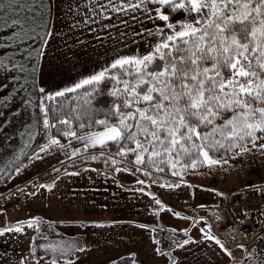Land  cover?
<instances>
[{
  "label": "snow or ice",
  "instance_id": "1",
  "mask_svg": "<svg viewBox=\"0 0 264 264\" xmlns=\"http://www.w3.org/2000/svg\"><path fill=\"white\" fill-rule=\"evenodd\" d=\"M250 153L264 156V0H0V238L27 242L19 253L0 251V264H82L97 243L89 231L116 220L81 217L71 200L55 218L11 217L5 205L43 200L89 170L150 197L145 213L185 221H128L152 234L163 264H264V181L210 189L221 200L209 210L232 229L231 245L198 214L204 204L185 215L152 190L185 186L194 199L206 186L189 175L226 171ZM40 164L55 177L38 176ZM61 226L85 231L68 236ZM193 247L201 255L186 261ZM106 264L143 261L128 250Z\"/></svg>",
  "mask_w": 264,
  "mask_h": 264
},
{
  "label": "rangeland",
  "instance_id": "2",
  "mask_svg": "<svg viewBox=\"0 0 264 264\" xmlns=\"http://www.w3.org/2000/svg\"><path fill=\"white\" fill-rule=\"evenodd\" d=\"M19 101L13 108L18 106ZM62 159V157H61ZM237 163L233 164L231 161L229 165H225L226 171L213 172L212 174H197L195 176L189 175L187 177L194 185H205L206 187L201 189L196 188V198L192 199L190 196V191L185 186H181L179 189H167L159 185H153L152 190L155 191L158 196L163 200H170L174 205L178 206V210L185 213V215L191 214L190 205L192 203L204 204L205 207L201 209L202 214L211 211L209 207L215 204L213 201L214 193L210 191L212 188H217L221 190L237 189L241 187L246 182H251L252 184H259L264 181V156H260L255 153H250L248 156L241 158H236ZM54 166L59 167L55 160L50 161ZM97 163V161H96ZM81 167L80 164L75 166ZM78 168V169H79ZM71 170V169H69ZM34 172L40 177H44L46 174L51 175L53 178L56 173L51 171V168L47 164H40L35 169ZM206 173L207 170L205 169ZM91 176L92 180L89 183L88 177ZM118 179L125 186H132V180L134 179L130 174L121 173L118 175ZM59 183V188H57L54 194L44 193L45 199L41 200L39 198L32 200L30 199L27 205H22L19 208L15 206V202L8 203L5 206L8 208L9 216L11 217H22L27 212L46 214L52 218L63 214V208L68 203V200L72 201V212L75 213L76 207L80 206L81 212L80 216L83 217L84 212H88L92 218L111 220L114 219L118 223H126L132 219L143 220L145 223H150L154 219L156 223L159 220L162 224H168V218H156L149 213H145L143 210V219L138 217L139 206L137 199V193L133 195L132 192L126 191L123 188L118 187V185L110 178L103 175H97L94 171L89 170L85 172L82 177H77L75 183L71 181H61ZM86 189L85 191H80L76 196L71 195V189ZM64 194V196L61 195ZM115 193V195H113ZM199 193H207L211 195L210 197H200ZM51 196L52 207H49L48 197ZM65 197H67L65 199ZM3 201H0L2 204ZM147 198L143 202V206L147 204ZM85 204H89V207H85ZM107 205V208L102 207V205ZM155 225V224H154ZM153 225V226H154ZM61 230L68 236H74L78 232L85 231L77 227H65L61 226ZM96 232V231H94ZM95 236V235H94ZM102 236V234H101ZM159 238L160 235L158 234ZM162 239H165L168 243L167 235L165 234ZM27 242L21 240L20 243H13L12 240L5 238H0V251L8 249L11 253L12 249L15 248L17 253ZM96 245H94L95 247ZM93 247V248H94ZM90 253V252H89ZM88 258V259H87ZM82 264H86V261H90L88 255H82L80 257ZM84 259H87L86 261ZM92 262V260H91ZM93 264V263H92Z\"/></svg>",
  "mask_w": 264,
  "mask_h": 264
},
{
  "label": "crops",
  "instance_id": "3",
  "mask_svg": "<svg viewBox=\"0 0 264 264\" xmlns=\"http://www.w3.org/2000/svg\"><path fill=\"white\" fill-rule=\"evenodd\" d=\"M89 35V39H91V34ZM95 46V45H93ZM89 54L91 53V49L86 50ZM95 58V57H94ZM79 59L81 60V64L79 68L85 67V56H80ZM90 67V64L88 65ZM79 70V69H77ZM127 187H130L127 185ZM239 188V187H238ZM125 190V189H124ZM234 190V189H233ZM237 195V194H236ZM200 197H210L211 195H208L207 193H199ZM197 196H195L196 198ZM147 198V201H149L151 198L148 197L146 194L144 195L143 199H140V193H137V201L139 202V206L136 208L139 209L138 217L140 219H143V202ZM235 198V197H234ZM234 198L232 200H234ZM220 197L216 196L214 193L213 201H215V204L219 202ZM165 203L169 204L170 206H173L176 210H178V206L174 205L170 200H163ZM196 203H192L194 206ZM203 209V208H202ZM192 211V208H190ZM179 211V210H178ZM149 213V212H148ZM151 213V212H150ZM198 214L200 216H205L207 219L213 224L214 230H218L224 240L227 241L229 245L232 244V232H221V221H218L215 219V217L212 215V213H203L201 212V209L198 210ZM221 214V213H220ZM192 215V212L191 214ZM156 218H168V224L167 226L175 227L177 225H183L185 221L182 218H177L171 215L170 212H167V210H164L159 216H156ZM141 223H145L143 220H139ZM158 223L162 224L159 220ZM188 223H191L190 221ZM155 226V225H154ZM96 231V232H94ZM102 234V236H101ZM95 235V236H94ZM151 233L146 229H141L140 227L136 225H132L131 223H124L121 222V224H114L110 226H106L103 229H91L89 231V236L91 239L96 241V246L88 253V257L90 261H86L87 259H84L86 264H106V261L109 258H114L117 254L124 255L127 253L128 250H133L138 253L139 259L143 261V264H163L160 257L156 256L152 248L154 246L151 237ZM157 237L159 238L158 234ZM250 237H246L243 234L237 235V240L241 243H246ZM167 242L165 239L161 240V244L164 245ZM202 252H207L209 249H203V246H201ZM193 254H195L197 257L201 255V252H197L195 247L191 249V254L189 252L185 253V260L191 261L193 258ZM235 254L237 255V258L241 254V251L239 249L235 250ZM92 260V262H91Z\"/></svg>",
  "mask_w": 264,
  "mask_h": 264
},
{
  "label": "built area",
  "instance_id": "4",
  "mask_svg": "<svg viewBox=\"0 0 264 264\" xmlns=\"http://www.w3.org/2000/svg\"><path fill=\"white\" fill-rule=\"evenodd\" d=\"M232 197H233V195H232ZM232 197H231V198H232ZM234 201H235V200H234ZM232 202H233V201L230 199L229 201L226 202V206H230ZM222 215H223V213H222ZM233 222H234V221L232 220V218L229 217V218H228V223L231 224V223H233ZM248 223H249V222L246 221V222H245V226H247ZM221 230H222V231H225V232H232V229H231L230 227L225 228V227L223 226V223H222Z\"/></svg>",
  "mask_w": 264,
  "mask_h": 264
},
{
  "label": "trees",
  "instance_id": "5",
  "mask_svg": "<svg viewBox=\"0 0 264 264\" xmlns=\"http://www.w3.org/2000/svg\"><path fill=\"white\" fill-rule=\"evenodd\" d=\"M99 99H100L101 102H104L107 98L106 97H101ZM90 163H91L93 168H97V169H100L101 171H103L104 164H103V162L101 160H97V163H96V161H93V162H90ZM78 168L79 167H77V169Z\"/></svg>",
  "mask_w": 264,
  "mask_h": 264
}]
</instances>
